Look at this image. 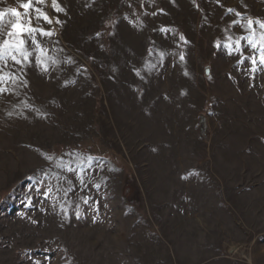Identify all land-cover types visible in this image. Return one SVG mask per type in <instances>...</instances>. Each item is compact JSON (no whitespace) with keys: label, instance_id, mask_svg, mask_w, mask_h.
<instances>
[{"label":"rangeland","instance_id":"rangeland-1","mask_svg":"<svg viewBox=\"0 0 264 264\" xmlns=\"http://www.w3.org/2000/svg\"><path fill=\"white\" fill-rule=\"evenodd\" d=\"M23 3L0 264H264V0Z\"/></svg>","mask_w":264,"mask_h":264},{"label":"snow or ice","instance_id":"snow-or-ice-1","mask_svg":"<svg viewBox=\"0 0 264 264\" xmlns=\"http://www.w3.org/2000/svg\"><path fill=\"white\" fill-rule=\"evenodd\" d=\"M30 6L31 0H28V3H23L21 5V7H23L24 9H28ZM9 11L13 16H16L17 18L21 16V13L18 12L16 9H10ZM6 14V12H0V23L3 22V18ZM45 19H47V17H45ZM257 23H259V21H257ZM261 27L264 28V24H261ZM12 28L18 36L24 33V26L21 23H13ZM9 35H11V33H9ZM181 39L183 40V37H181ZM21 43H23V41H21ZM181 59H183V56H181ZM262 62H264V58H262Z\"/></svg>","mask_w":264,"mask_h":264},{"label":"water","instance_id":"water-1","mask_svg":"<svg viewBox=\"0 0 264 264\" xmlns=\"http://www.w3.org/2000/svg\"><path fill=\"white\" fill-rule=\"evenodd\" d=\"M210 72L209 70H206V76H209Z\"/></svg>","mask_w":264,"mask_h":264},{"label":"bare ground","instance_id":"bare-ground-1","mask_svg":"<svg viewBox=\"0 0 264 264\" xmlns=\"http://www.w3.org/2000/svg\"><path fill=\"white\" fill-rule=\"evenodd\" d=\"M178 1V0H177ZM177 13V12H176ZM172 126V125H171Z\"/></svg>","mask_w":264,"mask_h":264}]
</instances>
